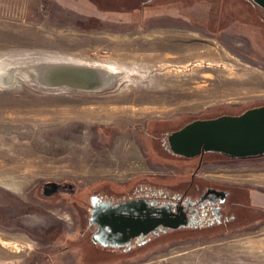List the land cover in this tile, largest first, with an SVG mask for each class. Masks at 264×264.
<instances>
[{
	"label": "rangeland",
	"instance_id": "obj_1",
	"mask_svg": "<svg viewBox=\"0 0 264 264\" xmlns=\"http://www.w3.org/2000/svg\"><path fill=\"white\" fill-rule=\"evenodd\" d=\"M56 64L111 78L40 86ZM262 106L264 10L251 0H0V264H264V159L167 150L193 121ZM195 173L231 192L230 221L129 253L91 242L92 194L139 179L183 192Z\"/></svg>",
	"mask_w": 264,
	"mask_h": 264
},
{
	"label": "flooded vegetation",
	"instance_id": "obj_2",
	"mask_svg": "<svg viewBox=\"0 0 264 264\" xmlns=\"http://www.w3.org/2000/svg\"><path fill=\"white\" fill-rule=\"evenodd\" d=\"M196 177L197 173L193 174L183 192L172 188L147 189L143 185L133 193L92 194L85 224L91 242L102 251L129 253L154 237L179 230L210 229L230 221L227 213L233 208L232 201L229 202L231 192L214 184L196 182Z\"/></svg>",
	"mask_w": 264,
	"mask_h": 264
},
{
	"label": "water",
	"instance_id": "obj_3",
	"mask_svg": "<svg viewBox=\"0 0 264 264\" xmlns=\"http://www.w3.org/2000/svg\"><path fill=\"white\" fill-rule=\"evenodd\" d=\"M251 1L264 9V0ZM43 70L45 71V69ZM60 72H62L61 75L68 74L71 77L66 80L64 79L66 77L56 76L57 84H53L49 74ZM78 75H84L85 79L82 81ZM97 77L95 70L90 67L56 64L44 72V80L41 77H36V79L40 82L38 83L40 86L46 87L45 81L52 89L67 88L82 91L100 87ZM168 144V149L175 155L188 159L202 156L208 152L222 153L232 158L262 156L264 155V106L249 109L237 116L227 115L193 121L173 132L168 137ZM147 225L152 227L149 222ZM101 229H104V224Z\"/></svg>",
	"mask_w": 264,
	"mask_h": 264
},
{
	"label": "bare ground",
	"instance_id": "obj_4",
	"mask_svg": "<svg viewBox=\"0 0 264 264\" xmlns=\"http://www.w3.org/2000/svg\"><path fill=\"white\" fill-rule=\"evenodd\" d=\"M53 66H55V65H50V66H48L46 69H45V71L47 70V69H50V68H52ZM44 67H46V66H43V68ZM93 70H95V72H96V74L98 75V79H97V82L98 83H100V87H97V88H93V89H88V90H82V91H98L101 87H102V85H103V83H105V82H107L108 80H109V78H111V77H108V76H106V74L105 73H101L98 69H96V68H93ZM36 71V70H35ZM41 72H36V75H34L35 77H37V78H40L41 77V79H43L44 80V72L42 71V70H40ZM61 73L62 72H60V73H56V74H53V73H50L49 74V78H50V80H51V82L53 83V84H57L56 83V76H58V77H60V76H63V77H66V78H64V79H66V80H68L67 78L68 77H71V76H69L68 74H63V75H61ZM78 77H80V79H82V81L85 79V77H84V75H78ZM44 85L46 86L47 85V87L48 88H50V86L44 81ZM105 86L103 85V88H104Z\"/></svg>",
	"mask_w": 264,
	"mask_h": 264
},
{
	"label": "trees",
	"instance_id": "obj_5",
	"mask_svg": "<svg viewBox=\"0 0 264 264\" xmlns=\"http://www.w3.org/2000/svg\"><path fill=\"white\" fill-rule=\"evenodd\" d=\"M246 112V111H245ZM241 114H243V113H241ZM241 114H238V115H241ZM222 116H227V115H222ZM229 116V115H228ZM230 116H237V115H230ZM221 117V116H220ZM218 118V117H217ZM173 153V152H172ZM208 153H217V152H208ZM174 154V153H173ZM205 154V153H204ZM218 154H221V155H224V156H226V157H228V158H230L232 161H256V160H263L264 159V155H262V156H257V157H249V158H232V157H230V156H228V155H225V154H222V153H218ZM178 156V155H177ZM179 157H182V158H185V157H183V156H179ZM188 159V158H187ZM191 180V178L190 179H188V181H190ZM136 182L138 183V184H141L140 186L138 185L137 187H133V188H139V187H143V184H144V186H147V189H159L160 190V188H162V190H165V191H171V189H169V186H168V184H166V185H164V186H162V185H160V187L159 186H156V184H153L152 182H149V181H144L143 179H139V180H136ZM159 187V188H158ZM122 193H124V192H122Z\"/></svg>",
	"mask_w": 264,
	"mask_h": 264
}]
</instances>
